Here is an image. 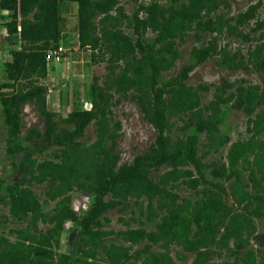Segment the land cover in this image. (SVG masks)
<instances>
[{"label": "trees", "instance_id": "1", "mask_svg": "<svg viewBox=\"0 0 264 264\" xmlns=\"http://www.w3.org/2000/svg\"><path fill=\"white\" fill-rule=\"evenodd\" d=\"M134 2L129 13L121 0H0L8 48L0 59V105L10 166L0 178V211L8 209L0 216V264H264L257 224L264 220V89L225 79L189 82L211 60L264 80V0L235 14L230 0ZM74 7L79 47L106 73L92 77L85 109L60 114L50 108L46 79ZM190 35L196 45L184 52ZM228 39L256 43L243 52ZM126 99L155 139L120 164L122 124L113 108ZM27 104L42 130L24 133ZM232 111L246 116L247 138L232 141ZM91 124L88 143L82 139ZM228 144L226 160L207 161ZM48 151L51 158H36ZM34 185H44V199ZM74 195L89 197L88 208L77 213ZM111 210L132 213L118 218L124 229L108 227ZM10 220L23 226L9 236Z\"/></svg>", "mask_w": 264, "mask_h": 264}, {"label": "rangeland", "instance_id": "2", "mask_svg": "<svg viewBox=\"0 0 264 264\" xmlns=\"http://www.w3.org/2000/svg\"><path fill=\"white\" fill-rule=\"evenodd\" d=\"M149 2L150 0H139ZM162 3L166 0H160ZM258 0H230L232 5V13H237L244 10L248 5L257 2ZM121 5L130 13L135 6L134 0H121ZM260 17L264 19V8L260 10ZM69 24L67 27L66 38L60 43V50L52 56L49 62L47 82L51 86L50 95V108L60 114H67L72 108L85 109L87 107V86L92 81L94 75L101 78L106 73L105 64H94L91 61L90 52L86 49H81L78 44L76 25H77V12L74 7L68 15ZM3 30L0 28V59H3L8 52L7 41L5 35L2 34ZM129 34L131 32L127 30ZM255 35V34H254ZM232 49L240 48L243 52H246L249 45H255V41L252 43H246L240 39H228L226 40ZM196 45V40L193 35L187 37L185 43L180 46V49L184 52L190 50L192 46ZM183 60L179 61L176 65L177 70L182 64ZM175 70L171 73L174 74ZM222 79H225L231 83L238 84L245 82L247 84H259L264 89V80L262 76L255 72L244 71H229L219 68L215 61L211 60L205 64L197 67L189 78L190 84L196 85L199 83L219 84ZM1 81V80H0ZM211 94L207 95L204 99L208 102L211 99ZM264 109V107L262 108ZM114 117L122 124L120 130L121 135L117 139V151L121 154L120 164L130 162L133 158L139 154L145 152L150 144L155 139V130L147 123L136 104L130 99L122 100L113 108ZM23 121L25 123L24 133L30 128L38 127L43 129V120L35 110L33 104H27L23 111ZM227 124L230 125L229 133L232 137V141L239 139H245L248 136L246 116L239 111H232L227 118ZM223 131L225 128L222 129ZM95 138L94 125L91 124L86 128L85 136L82 140L90 143ZM230 144L226 145L221 152L213 154L207 158V161L223 159L226 160L227 148ZM6 147V126L3 121V114L1 112L0 105V178L6 177L7 170L10 169L8 163V156L5 152ZM52 151H48L43 155H36V158L43 160L45 158H51ZM15 175L9 177L13 179ZM8 178V177H7ZM33 189L41 199H44V185H34ZM53 203L47 208H51ZM89 197L85 195H74L73 207L77 213L81 210L88 208ZM8 213V209L1 207L0 216ZM132 215L130 211L120 214L117 210H111L107 213V217L111 219L108 227L115 230L124 229L125 226L118 221L120 216L129 218ZM142 221H145L143 218ZM260 222V221H257ZM147 229L154 228L153 224L146 223ZM259 224V223H257ZM261 223L259 226L262 227ZM23 223L11 221L5 223L4 231L8 234V231L15 227H21ZM138 224H134L133 227H137ZM66 231L68 236L70 234L69 229L72 228L71 222H67ZM9 235V234H8ZM10 236V235H9ZM73 238V237H72ZM66 246L63 245V250ZM177 249L174 247L173 250ZM188 264V263H187Z\"/></svg>", "mask_w": 264, "mask_h": 264}, {"label": "crops", "instance_id": "3", "mask_svg": "<svg viewBox=\"0 0 264 264\" xmlns=\"http://www.w3.org/2000/svg\"><path fill=\"white\" fill-rule=\"evenodd\" d=\"M2 34L5 35L4 32H2ZM5 37H6V35H5ZM7 49H8V48H7ZM263 222H264V220H260V222H258V223H259V225H260V224L263 223ZM259 230H264V224H262V227L259 226ZM190 258H191V257H190Z\"/></svg>", "mask_w": 264, "mask_h": 264}]
</instances>
